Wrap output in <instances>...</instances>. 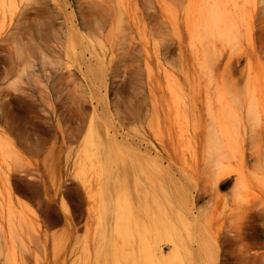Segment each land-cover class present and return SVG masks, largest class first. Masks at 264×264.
<instances>
[{"label": "rangeland", "instance_id": "374dc122", "mask_svg": "<svg viewBox=\"0 0 264 264\" xmlns=\"http://www.w3.org/2000/svg\"><path fill=\"white\" fill-rule=\"evenodd\" d=\"M224 1H0V264H115L103 257L113 235L107 148L129 144L151 160L163 146L176 159L177 136L217 108L220 92L264 95V59L250 74L243 60L224 69L235 49L220 36ZM247 174L245 200L261 205L216 264H264V167ZM232 184H219L205 211L208 234L238 214ZM203 250L194 243L167 264H205Z\"/></svg>", "mask_w": 264, "mask_h": 264}, {"label": "bare ground", "instance_id": "6f19581e", "mask_svg": "<svg viewBox=\"0 0 264 264\" xmlns=\"http://www.w3.org/2000/svg\"><path fill=\"white\" fill-rule=\"evenodd\" d=\"M10 1L26 5L25 0ZM222 17L220 36L225 47H235L226 58L222 56L224 69L236 70L243 60L246 67L240 70L243 75L250 74L251 60L264 59V0H225ZM243 30L248 42L245 50L239 43ZM263 101L264 95L257 90L220 92L217 108L207 105L205 118H194V129L185 125L177 136L184 149L176 159L163 146L160 152L155 148L151 160L141 158L129 144L116 142L115 148L108 147L103 170L109 184L106 210L113 221V235L103 245L104 259L109 256L115 264H167L178 262L182 250L195 243L205 251L204 263L216 264L219 252L228 245L238 247L245 220L261 205L245 200V194L249 188L247 172L264 167ZM176 107L180 105L176 103ZM188 154L189 159L184 158ZM226 176L233 181L227 196L239 209L238 214L229 215L234 218L231 221H218L208 234L210 225L204 214L211 211ZM201 219L206 222L198 234ZM165 243L173 249L167 258H163L161 248ZM256 256V252L251 254V258Z\"/></svg>", "mask_w": 264, "mask_h": 264}]
</instances>
